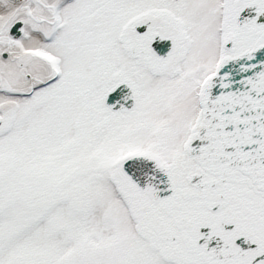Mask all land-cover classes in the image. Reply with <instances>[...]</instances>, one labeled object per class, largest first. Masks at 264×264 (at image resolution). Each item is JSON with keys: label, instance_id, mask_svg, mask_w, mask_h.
Returning a JSON list of instances; mask_svg holds the SVG:
<instances>
[{"label": "snow or ice", "instance_id": "obj_1", "mask_svg": "<svg viewBox=\"0 0 264 264\" xmlns=\"http://www.w3.org/2000/svg\"><path fill=\"white\" fill-rule=\"evenodd\" d=\"M0 264H264V0H0Z\"/></svg>", "mask_w": 264, "mask_h": 264}]
</instances>
